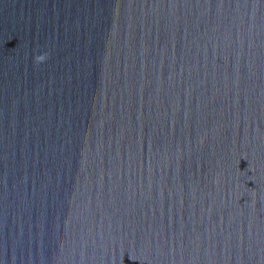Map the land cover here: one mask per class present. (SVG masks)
Returning <instances> with one entry per match:
<instances>
[{"label":"water","instance_id":"95a60500","mask_svg":"<svg viewBox=\"0 0 264 264\" xmlns=\"http://www.w3.org/2000/svg\"><path fill=\"white\" fill-rule=\"evenodd\" d=\"M0 264H264V0H0Z\"/></svg>","mask_w":264,"mask_h":264}]
</instances>
